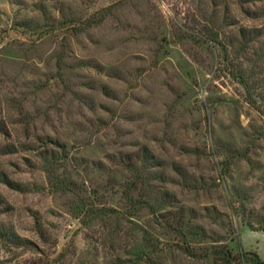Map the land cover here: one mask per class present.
Here are the masks:
<instances>
[{"label": "rangeland", "instance_id": "rangeland-1", "mask_svg": "<svg viewBox=\"0 0 264 264\" xmlns=\"http://www.w3.org/2000/svg\"><path fill=\"white\" fill-rule=\"evenodd\" d=\"M0 264H264V0H0Z\"/></svg>", "mask_w": 264, "mask_h": 264}, {"label": "trees", "instance_id": "trees-1", "mask_svg": "<svg viewBox=\"0 0 264 264\" xmlns=\"http://www.w3.org/2000/svg\"><path fill=\"white\" fill-rule=\"evenodd\" d=\"M176 231H177L178 235L182 234V225L179 223V221L177 222ZM182 237L184 238V236H182ZM217 253H220V251Z\"/></svg>", "mask_w": 264, "mask_h": 264}]
</instances>
